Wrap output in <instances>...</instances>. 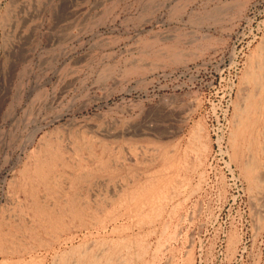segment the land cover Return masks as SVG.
<instances>
[{"label": "rangeland", "instance_id": "1", "mask_svg": "<svg viewBox=\"0 0 264 264\" xmlns=\"http://www.w3.org/2000/svg\"><path fill=\"white\" fill-rule=\"evenodd\" d=\"M263 110L264 0H0V264H264Z\"/></svg>", "mask_w": 264, "mask_h": 264}, {"label": "bare ground", "instance_id": "2", "mask_svg": "<svg viewBox=\"0 0 264 264\" xmlns=\"http://www.w3.org/2000/svg\"><path fill=\"white\" fill-rule=\"evenodd\" d=\"M261 69H262V68H261ZM253 79H254V78H253ZM254 83H256V80H255ZM251 99H252V98H251ZM255 101H256V100H255ZM250 103H251V102H250ZM258 104H259V102H258ZM239 109H240V108H239ZM250 109H251V108H250ZM255 110H256V109H255ZM263 111H264V110H263ZM263 111H262V112H263ZM255 112H256V111H255ZM262 112H261V113H262ZM236 113H237V111H236ZM240 114H241V112H240ZM262 114H263V113H262ZM252 115H253V114H252ZM241 116H242V115H241ZM243 116H244V115H243ZM263 116H264V115H263ZM251 117H252V116H251ZM247 118H248V117H247ZM246 121H247V120H246ZM233 126H234V123H233ZM235 127H236V126H235ZM248 127H249V126H248ZM248 127H247V128H248ZM244 128H245V126H244ZM236 130H238V128H236ZM236 130H235V132H237ZM243 131H244V130H243ZM243 131H241V132H243ZM239 133H240V132H239ZM241 134H242V133H241ZM251 134H252V133H251ZM234 135H235V134H234ZM235 136H236V135H235ZM252 137H253V136H252ZM252 137H250V139H251ZM232 138H233V137H232ZM243 138H244V137H243ZM235 139H236V137H235ZM247 140H249V139H247ZM256 140H257V139H256ZM234 141H235V140H234ZM238 141H239V139H238ZM256 142H257V141H256ZM237 144H238V143H237ZM246 144L248 145L249 142H247ZM233 146H234V143H233L232 147H233ZM253 146H254V145H253ZM255 146H256V144H255ZM234 147H235V146H234ZM253 148H254V147H253ZM257 148H259V147H257ZM263 149H264V148H263ZM233 150H234V149H233ZM235 150H236V149H235ZM256 150H257V149H256ZM236 151H237V150H236ZM233 152H234V151H233ZM236 153H238V152H236ZM252 162H253V161H252ZM249 164H250V163H249ZM251 164H252V163H251ZM251 164H250V165H251ZM250 165H249V166H250ZM245 166H246V165H245ZM247 169H248V168H247ZM247 171H248V170H247ZM247 171H246V169H245V174H246ZM247 173H250V172H247ZM248 175H251V174H248ZM246 177H247V176H246ZM252 178H253V177H252ZM254 178H255V177H254ZM248 179H250V178H248ZM254 181H255V180H254ZM252 182H253V181L251 180L250 184H252Z\"/></svg>", "mask_w": 264, "mask_h": 264}, {"label": "built area", "instance_id": "3", "mask_svg": "<svg viewBox=\"0 0 264 264\" xmlns=\"http://www.w3.org/2000/svg\"><path fill=\"white\" fill-rule=\"evenodd\" d=\"M225 124H226V121H225ZM226 126V125H225Z\"/></svg>", "mask_w": 264, "mask_h": 264}]
</instances>
